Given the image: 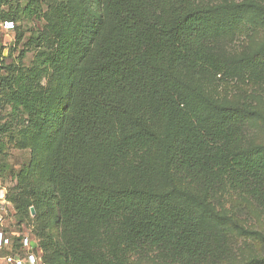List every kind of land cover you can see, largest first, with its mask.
I'll return each mask as SVG.
<instances>
[{
	"label": "trees",
	"instance_id": "1",
	"mask_svg": "<svg viewBox=\"0 0 264 264\" xmlns=\"http://www.w3.org/2000/svg\"><path fill=\"white\" fill-rule=\"evenodd\" d=\"M105 3L109 24L94 33L92 46L78 51L77 62L75 39L59 37L38 56L30 76L20 75L7 91L14 109L41 122L53 92L30 79L68 68L77 80L76 100L61 101L52 130L57 146L47 162L65 238L64 246L53 245L54 253L59 264L95 253L93 264H129L147 256L169 264H212L225 245L206 216L218 215L211 205L216 195L233 189L264 207V145L245 133L254 112L217 102L205 86L230 75L241 80L264 61V46L237 59L218 49L230 34H249L252 22L244 16L253 6ZM85 58L88 63L79 67ZM28 173L24 167L14 177L25 182ZM7 200L17 223L29 224L22 203ZM31 232L44 247L43 234L36 227Z\"/></svg>",
	"mask_w": 264,
	"mask_h": 264
},
{
	"label": "rangeland",
	"instance_id": "2",
	"mask_svg": "<svg viewBox=\"0 0 264 264\" xmlns=\"http://www.w3.org/2000/svg\"><path fill=\"white\" fill-rule=\"evenodd\" d=\"M200 1L211 6H253V12L244 16L252 22L249 34H230L217 42L225 57H249L264 46V0ZM109 21L105 0H0V201H6L5 197L17 198L23 210L29 211L30 215L26 218L29 224L19 225L14 212L7 214L3 209L0 211V226L16 237L27 232L32 234V227H36V233L43 234L44 247L35 246L34 251H40L43 264H59L53 245H65L64 234L57 221L56 198L49 191L47 162L57 146L52 130L64 106L61 101L76 100L77 80L70 76L68 68L51 70L39 78L30 79L34 84L49 86L53 92L47 118L41 122H33L22 109H14L8 101L7 91L11 81L20 75L30 76L38 56L51 49L59 37L75 39L77 46L73 61L77 62L78 51L92 46L94 33L98 28L103 31ZM87 63L88 58H85L78 65L83 67ZM250 70L241 80L230 75L226 82L218 79L205 86L217 102L240 104L254 112V117L245 124V133L253 144L264 145V61ZM57 92L61 94L57 95ZM158 158L155 156L154 161ZM24 167L29 169V173L25 182H19L14 173H19ZM211 205L218 215L212 220L209 218L212 212L206 213L208 221L222 232L220 239L225 237L224 248L212 264L261 263L260 260L264 259V207L233 189L218 193ZM20 242L21 239L15 242L19 246H15L18 250L13 254L24 257L27 250ZM3 255L0 253V264L3 263ZM88 257V254L81 256L76 264H93L96 253ZM129 264L169 263L158 256H147L131 258Z\"/></svg>",
	"mask_w": 264,
	"mask_h": 264
},
{
	"label": "built area",
	"instance_id": "3",
	"mask_svg": "<svg viewBox=\"0 0 264 264\" xmlns=\"http://www.w3.org/2000/svg\"><path fill=\"white\" fill-rule=\"evenodd\" d=\"M11 23L12 22H9L8 24ZM5 200L6 201H3L2 203L0 201V211L4 209L5 213L8 214V212H14L15 215L16 211L13 204L8 201L6 197ZM21 235V246L24 250H27V255L24 257H19L13 254V250L15 248L13 234L9 233L5 230V228L0 226V253H2V251H8L2 256V264H43V262H40V259L42 260L40 251H34L35 246H38L37 240L32 237L30 232L22 233Z\"/></svg>",
	"mask_w": 264,
	"mask_h": 264
},
{
	"label": "water",
	"instance_id": "4",
	"mask_svg": "<svg viewBox=\"0 0 264 264\" xmlns=\"http://www.w3.org/2000/svg\"><path fill=\"white\" fill-rule=\"evenodd\" d=\"M32 213H34V208L31 209Z\"/></svg>",
	"mask_w": 264,
	"mask_h": 264
},
{
	"label": "snow or ice",
	"instance_id": "5",
	"mask_svg": "<svg viewBox=\"0 0 264 264\" xmlns=\"http://www.w3.org/2000/svg\"><path fill=\"white\" fill-rule=\"evenodd\" d=\"M9 27H11V25H9Z\"/></svg>",
	"mask_w": 264,
	"mask_h": 264
}]
</instances>
